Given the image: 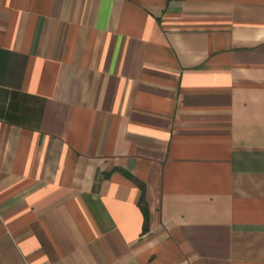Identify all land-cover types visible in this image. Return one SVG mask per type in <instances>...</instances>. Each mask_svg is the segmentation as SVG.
<instances>
[{
  "label": "crops",
  "instance_id": "1",
  "mask_svg": "<svg viewBox=\"0 0 264 264\" xmlns=\"http://www.w3.org/2000/svg\"><path fill=\"white\" fill-rule=\"evenodd\" d=\"M0 264H264V0H0Z\"/></svg>",
  "mask_w": 264,
  "mask_h": 264
}]
</instances>
